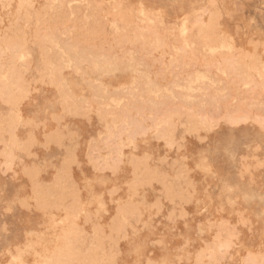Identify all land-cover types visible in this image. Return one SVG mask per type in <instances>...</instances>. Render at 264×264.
I'll return each instance as SVG.
<instances>
[{
  "label": "rangeland",
  "instance_id": "1",
  "mask_svg": "<svg viewBox=\"0 0 264 264\" xmlns=\"http://www.w3.org/2000/svg\"><path fill=\"white\" fill-rule=\"evenodd\" d=\"M0 264H264V0H0Z\"/></svg>",
  "mask_w": 264,
  "mask_h": 264
}]
</instances>
